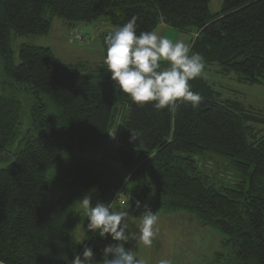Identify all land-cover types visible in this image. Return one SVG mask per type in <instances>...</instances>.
I'll use <instances>...</instances> for the list:
<instances>
[{"label":"trees","instance_id":"16d2710c","mask_svg":"<svg viewBox=\"0 0 264 264\" xmlns=\"http://www.w3.org/2000/svg\"><path fill=\"white\" fill-rule=\"evenodd\" d=\"M209 2L0 0V264H70L85 245L103 258L110 236L88 232L79 244L74 235L77 199L91 188L117 206L122 191L134 211L140 200L153 212H190L226 236L231 264H264V130L254 127L256 112L199 77L189 81L202 97L198 107L157 111L133 103L104 62L66 64L51 48L27 44L17 62L10 44L13 33L46 34L55 16L71 24L106 16L115 27L135 16L138 34L160 23L195 29L191 51L205 67L264 83V0H223L217 13ZM21 95L36 98L25 133ZM206 155L227 160L239 179L206 174Z\"/></svg>","mask_w":264,"mask_h":264},{"label":"clouds","instance_id":"9594fccd","mask_svg":"<svg viewBox=\"0 0 264 264\" xmlns=\"http://www.w3.org/2000/svg\"><path fill=\"white\" fill-rule=\"evenodd\" d=\"M105 44L103 62L111 79L133 103L140 106L151 103L157 111L170 112L181 104L196 108L201 103L200 93L192 90L189 81L203 75L204 57L192 52L183 39L173 41L155 30L138 34L134 16L110 32ZM130 199L118 194L119 210L113 203L102 201L93 206L91 195L86 194L79 200V208L88 221L87 233H98L105 239L110 236L115 241L103 249L102 264H147L135 249L153 244L159 231V215L136 200L135 208L143 207V211L138 220L133 219ZM84 241L81 238L77 243ZM96 261L93 248L85 245L82 254H76L70 264H96ZM158 264H172V261L162 258Z\"/></svg>","mask_w":264,"mask_h":264},{"label":"rangeland","instance_id":"374dc122","mask_svg":"<svg viewBox=\"0 0 264 264\" xmlns=\"http://www.w3.org/2000/svg\"><path fill=\"white\" fill-rule=\"evenodd\" d=\"M209 9L212 13L220 12L223 9V0H210ZM115 28L106 16L91 22L79 21L72 24L55 16L51 19V27L46 34L18 35L13 33L10 44L17 62L19 61L20 47L27 44L51 48L62 63H82L88 68L94 69L104 61L103 36ZM155 31L173 41L183 39L190 46V49L197 36L195 29L180 31L163 23H160ZM75 33L80 34L83 39L72 40ZM199 78L208 80L225 99L240 102L246 108L256 112L259 115V121L254 124V127L264 130V121L262 120L264 119V83H249L239 80L233 73L220 71L216 64L207 65L203 75ZM78 80L81 84L82 77ZM21 99L23 102L21 111L22 132L25 133L31 124V106L36 98L33 95H21ZM200 163L203 171L218 181L230 184L239 179L238 174L230 169L225 159L206 155L200 158ZM86 194L91 195L93 206L98 201L105 202L95 188L83 190L80 193L77 199L80 222L74 229L77 242L81 238L85 239L87 233L88 221L79 208V200ZM114 206L119 210V206L116 204ZM130 210L134 211L131 208ZM139 210L134 212L140 216L141 213L137 212ZM158 215L157 227L159 231L153 240V244L150 247L141 246L135 249L136 252L139 251L137 252L138 255H145L147 264H158L162 258L170 259L172 264H231L230 248L226 243L227 238L224 234L204 226L190 212H159ZM166 215L169 216L168 219ZM98 257L96 255V260ZM96 264H102V262L97 260Z\"/></svg>","mask_w":264,"mask_h":264},{"label":"crops","instance_id":"0c3cea01","mask_svg":"<svg viewBox=\"0 0 264 264\" xmlns=\"http://www.w3.org/2000/svg\"><path fill=\"white\" fill-rule=\"evenodd\" d=\"M164 24V23H163ZM167 25V24H166ZM169 26V25H168ZM129 211H130V214L131 215H133V219H136V220H138V218H139V215H137L134 211H131L130 209H129ZM167 216V215H166ZM160 218H161V216H160ZM167 219L169 218V216H167L166 217ZM174 218V217H173ZM137 252H139V251H137ZM140 258H143V259H145V255L144 254H139L138 255ZM97 260H100L101 262H102V258L101 257H98V259Z\"/></svg>","mask_w":264,"mask_h":264},{"label":"built area","instance_id":"2783aa9c","mask_svg":"<svg viewBox=\"0 0 264 264\" xmlns=\"http://www.w3.org/2000/svg\"><path fill=\"white\" fill-rule=\"evenodd\" d=\"M74 39H77V40H82V39H83V37H82L80 34H78V33H75V34H73V36H72V40H74ZM118 194H121L122 196H124V197H127V198H128V196H126V194H124L122 191H119V192H118ZM118 194H117V198H118ZM117 202L119 203V200H117Z\"/></svg>","mask_w":264,"mask_h":264}]
</instances>
